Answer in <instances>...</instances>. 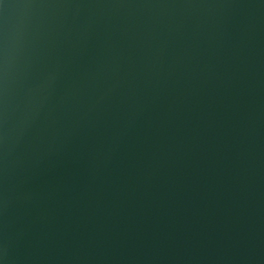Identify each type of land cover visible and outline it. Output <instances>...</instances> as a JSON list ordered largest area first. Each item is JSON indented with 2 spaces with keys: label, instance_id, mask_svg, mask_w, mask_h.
Segmentation results:
<instances>
[{
  "label": "water",
  "instance_id": "95a60500",
  "mask_svg": "<svg viewBox=\"0 0 264 264\" xmlns=\"http://www.w3.org/2000/svg\"><path fill=\"white\" fill-rule=\"evenodd\" d=\"M0 264H264V0H0Z\"/></svg>",
  "mask_w": 264,
  "mask_h": 264
}]
</instances>
